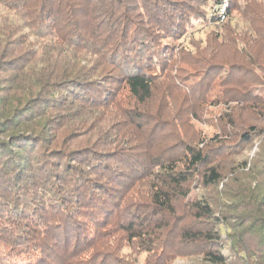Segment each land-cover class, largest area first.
Returning a JSON list of instances; mask_svg holds the SVG:
<instances>
[{
	"label": "trees",
	"instance_id": "trees-1",
	"mask_svg": "<svg viewBox=\"0 0 264 264\" xmlns=\"http://www.w3.org/2000/svg\"><path fill=\"white\" fill-rule=\"evenodd\" d=\"M222 1L0 0L7 264H136L124 247L145 264H264V0H227L217 42L240 54L211 134L157 149L168 120L147 108Z\"/></svg>",
	"mask_w": 264,
	"mask_h": 264
},
{
	"label": "rangeland",
	"instance_id": "rangeland-1",
	"mask_svg": "<svg viewBox=\"0 0 264 264\" xmlns=\"http://www.w3.org/2000/svg\"><path fill=\"white\" fill-rule=\"evenodd\" d=\"M228 5V1L223 0L220 6L211 10L218 13L220 17L218 23L196 25L181 39L176 50L178 53L176 61L169 67L165 80L159 81L156 94L147 106L149 112L158 120H168L167 130L163 124L157 129V149L173 143L176 139V135L172 133L174 130L180 132L181 136L195 141L214 131L212 124L216 122L224 107L216 99L223 84L219 81L225 77L221 75L224 71L223 66L236 62L240 54L235 44L217 42V36L221 33L220 28L228 19L226 18ZM200 81L203 84H199ZM226 85L232 87L235 84L231 79ZM250 92L257 96L260 90L252 89ZM191 112H194V115H190ZM256 146L257 144L251 148L247 157L251 158L257 152ZM204 194L212 197L215 191L192 189L191 192L192 198ZM121 254L125 257L130 256L136 264H145L147 256L146 253L138 252L132 247H124ZM7 261V258L0 255V264H7ZM172 264L188 262L179 258L173 260Z\"/></svg>",
	"mask_w": 264,
	"mask_h": 264
}]
</instances>
